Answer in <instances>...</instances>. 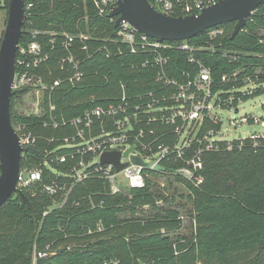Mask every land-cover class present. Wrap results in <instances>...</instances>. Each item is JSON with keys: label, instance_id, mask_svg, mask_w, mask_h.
I'll return each mask as SVG.
<instances>
[{"label": "trees", "instance_id": "1", "mask_svg": "<svg viewBox=\"0 0 264 264\" xmlns=\"http://www.w3.org/2000/svg\"><path fill=\"white\" fill-rule=\"evenodd\" d=\"M36 1V14L24 24L20 46L32 41L34 31L89 36L88 51H80L78 41L73 51L82 61L84 79L73 90L63 84L52 96L59 119L75 118L96 105L113 103L120 97L122 85L132 97L157 88L155 68H142L143 58L118 54L110 43L117 39L118 29L108 17L98 16L92 0ZM1 2L8 11L9 0ZM179 16L182 14L175 15ZM234 27L235 23L224 24L186 41L212 48L198 52L197 58L212 68L215 81L242 66L249 76L254 75L256 64L264 66V6L231 39ZM217 29L223 33L212 38L210 33ZM38 39L53 58L36 72L46 83L65 78L56 59L67 55L58 47L60 40L57 50L51 51L48 35L40 34ZM181 43L167 47L165 54L172 64L189 69L186 54L178 49ZM104 47L108 49L96 52ZM107 50L112 57H107ZM223 51L241 56L231 63L222 57ZM31 101L26 93L11 99L14 127L26 124L44 137H59L71 130L44 128L39 118L31 116ZM47 114L46 110V119ZM37 145L42 150L47 142L40 140ZM58 145L55 142L52 148ZM26 155L31 162L42 160L37 152ZM56 167L70 170L69 164ZM203 176L204 183L196 188L178 176L160 180L153 175L144 190L118 195H110L104 180H88L74 188L63 207L46 217L43 213L53 206L50 198L27 195L34 215L14 194L0 208V264H264V146L255 151L248 142L231 149L224 145L205 155ZM178 183L187 193L180 191ZM186 217L189 232L182 234ZM40 253L46 256L41 258Z\"/></svg>", "mask_w": 264, "mask_h": 264}, {"label": "built area", "instance_id": "2", "mask_svg": "<svg viewBox=\"0 0 264 264\" xmlns=\"http://www.w3.org/2000/svg\"><path fill=\"white\" fill-rule=\"evenodd\" d=\"M152 1L159 12L174 17L176 14L198 15L204 8L217 3L216 0ZM92 2L98 16L108 18L118 5L117 0ZM37 5L39 2L36 0H24L25 23H29V19L36 14ZM117 18L109 19L115 23ZM117 29V39L110 43L115 45L120 56L125 54L143 58L142 68H155L154 77L158 86L132 97L128 95L126 86L122 85L121 95L113 103L96 105L75 118L62 116L59 119L55 115L57 106L52 96L63 84L73 90L84 79L82 61L73 51L77 41L80 43V51H88L89 36L83 33L74 36L34 31L32 41L27 46L19 44L17 55L20 57L16 56L13 90L27 88L26 97L32 100L31 116L39 118L44 128L71 129L59 137H44L34 134L26 124L18 123L14 127L23 149L36 146L37 153L42 154V160L36 163L31 162L26 155L36 151L22 152L23 163L20 165L17 189L33 198L46 196L52 200L53 206L43 213V217L53 209L63 207L74 188L88 180H104L109 185L110 195L144 190L153 175L160 180L178 176L198 188L204 183L205 155L218 151L224 145L229 149L233 147V143L226 144L230 140L225 137L222 112L230 111L236 116L229 120L227 130L264 126L262 117L253 114L237 117L245 103L259 96L258 90L263 85L260 83V64H256L253 76L246 75V67L242 66L222 75L220 81H215L212 68L197 58L198 52L212 48L195 47L182 41L178 49L186 54L190 68H180L172 64L171 58L165 54L169 50L167 47L172 49L175 43L151 39L127 22H122ZM222 33V30L217 29L210 35L214 38ZM40 34L50 37L48 41L52 45L51 51L57 50L60 40L58 47L67 52L66 56L56 58L66 77L56 79L53 83H46L44 77L36 72L53 58L44 51V43L38 39ZM59 36L63 37L58 39ZM105 48H98L96 52H102ZM239 55L222 52V57L231 63L238 61ZM112 56L107 50V57ZM224 85L230 87L224 88ZM45 109L48 111V119L45 118ZM40 140L47 142L42 150L37 145ZM242 141L248 142L258 151L264 146V135L260 132H253L248 137L239 134L237 143L241 147L245 145ZM55 142L59 145L52 148ZM132 148L134 150L124 156ZM61 150L65 152L60 154ZM112 151L121 153L120 163L126 164L121 170H117L111 163H101V156ZM132 157L140 158L143 164L133 162ZM56 164H69L70 170L58 169ZM167 164H170L168 168L165 166ZM130 165H134L138 171L128 174ZM160 167L164 169L160 170ZM99 205H103V202ZM45 256V253L39 254L41 258Z\"/></svg>", "mask_w": 264, "mask_h": 264}, {"label": "water", "instance_id": "3", "mask_svg": "<svg viewBox=\"0 0 264 264\" xmlns=\"http://www.w3.org/2000/svg\"><path fill=\"white\" fill-rule=\"evenodd\" d=\"M117 1V7L109 15V18L118 17L116 28L122 22H127L140 33L162 42L187 41L209 29L235 23L231 36L233 39L247 25L254 12L264 4V0H219L204 8L198 15L174 17L159 12L149 0ZM25 19L24 0H9L7 24L0 45V208L17 194L35 215L29 197L17 189V179L22 152H37V147L23 149L11 121V99L27 91V88L13 90L16 56L23 37ZM132 150L134 148L125 152L124 156ZM120 158L121 153L118 151L106 152L101 156V163H111L117 170H121L126 164H121ZM132 161L143 164L138 157H132Z\"/></svg>", "mask_w": 264, "mask_h": 264}, {"label": "rangeland", "instance_id": "4", "mask_svg": "<svg viewBox=\"0 0 264 264\" xmlns=\"http://www.w3.org/2000/svg\"><path fill=\"white\" fill-rule=\"evenodd\" d=\"M7 19H8V11L6 8H4L3 2H1V4H0V45H1L2 37H3V33L5 31V28H6ZM151 39H153V38H151ZM154 40H156V39H154ZM177 42H182V41L166 42V43H177ZM262 59H264V56L262 57ZM260 76H261L260 83H263V85H261L260 89L258 90L259 96H256V98L251 99L249 102L245 103V105H243L240 108V114L237 116L238 118H240L244 115L253 114L257 117H262L263 121H264V111L262 109V105L264 104V66H261ZM221 114H222L223 121H224L223 130L225 133V137L228 140H230L226 144L233 143V145H237V144L239 145V143H237L238 138H239V134H241L243 137H248L253 132H256V133L260 132L264 135V126L262 128L260 126H257V127H248L247 126V127L238 128L237 130L236 129L227 130V128L230 126L229 120L235 119L236 116L233 113H231L230 111H224ZM242 142L245 143L244 141H242ZM176 186L180 189V191L182 193H187L186 187H184L182 184L178 183ZM160 204H163V203L160 202ZM187 221H189V219L186 217V219L184 221V228L181 231L182 234L189 232L185 227L188 224Z\"/></svg>", "mask_w": 264, "mask_h": 264}, {"label": "clouds", "instance_id": "5", "mask_svg": "<svg viewBox=\"0 0 264 264\" xmlns=\"http://www.w3.org/2000/svg\"><path fill=\"white\" fill-rule=\"evenodd\" d=\"M137 171H138V169L134 165H130V167L128 169V174L135 173Z\"/></svg>", "mask_w": 264, "mask_h": 264}]
</instances>
